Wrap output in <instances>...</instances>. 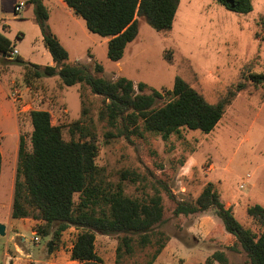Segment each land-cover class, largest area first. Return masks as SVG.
Instances as JSON below:
<instances>
[{
	"label": "rangeland",
	"instance_id": "374dc122",
	"mask_svg": "<svg viewBox=\"0 0 264 264\" xmlns=\"http://www.w3.org/2000/svg\"><path fill=\"white\" fill-rule=\"evenodd\" d=\"M251 1L252 10L240 13L225 8L217 0H180L173 29L168 33L155 30L144 18H139V34L118 61L107 55V38L89 31L85 20L70 12L64 0H44V3L49 9L48 29L67 48L70 63L85 65L93 73L100 63L104 68L101 76L113 80L124 76L135 84L145 82L147 92L172 88L176 77H181L213 103L241 77L264 70V0ZM14 3L15 0H0V18L9 26V30L3 26L8 30L5 35L19 49L24 61H18V55L1 60L0 78L22 91L28 107L18 123L14 102L0 85V222L9 228L6 235L0 236V264L8 257L7 249L13 254L15 245L22 247L24 254H30L31 259L43 260L48 254L47 243L52 240L50 235L35 231L42 222L31 228L29 223L11 216L20 137L31 147L29 113L34 109L48 110L53 123L63 128L64 137L69 140L70 125L82 117L85 100L81 96L86 97L88 120L93 121L92 125L87 124L98 138L97 163L104 183L113 186L121 183L125 193L133 197L156 192L163 196L165 217L160 229L170 241L153 264H205L216 251L225 252L228 258L225 264H250L237 239L225 237L226 229L219 223L220 220L224 226L223 221L214 210L189 215H176L174 210L176 199L194 201L212 182L221 200L232 204L239 221L257 231L244 205L254 202L264 206V192H255L253 188L256 183V191L264 190L260 181L264 174V109L254 118L264 100V85L255 86L247 80V89L209 133L182 128L168 138L145 131L142 135L120 134L117 127L109 125L107 115L100 118L102 97L85 84L65 86L58 75H34L30 64L53 65L52 56L38 38L33 22L23 17L33 6L15 15ZM90 54L92 58L88 59ZM165 101L163 97L156 103ZM117 126L123 128L121 119L117 120ZM249 133L255 138L247 143L245 137ZM247 173L252 177L241 188ZM75 200L78 201V194ZM206 213L215 215V219L205 217L206 221L201 222L199 218ZM203 228L213 231L205 235ZM77 234L75 230H66L55 245L61 252L59 257H64L62 264H72L69 249ZM35 235L39 237L38 244L33 241ZM118 243L116 235L96 233L100 264H115Z\"/></svg>",
	"mask_w": 264,
	"mask_h": 264
},
{
	"label": "trees",
	"instance_id": "16d2710c",
	"mask_svg": "<svg viewBox=\"0 0 264 264\" xmlns=\"http://www.w3.org/2000/svg\"><path fill=\"white\" fill-rule=\"evenodd\" d=\"M225 8L247 13L251 0H217ZM41 29L45 48L54 65L34 67V75H58L63 85L85 84L92 93L102 97L104 107L100 118L108 117L109 125L120 134L143 131L168 138L182 128L211 132L238 95L247 89V80L255 86L264 85V70L250 72L228 86L216 102L205 96L185 79L176 77L172 88L147 92L145 82L119 76L108 79L100 74L103 65L96 64V73L85 65L69 62V53L58 36L47 26L49 9L43 0H29ZM73 13L85 20L89 31L108 39L107 55L111 60L123 58L127 45L139 34V18L155 30L168 33L173 29L180 0H64ZM14 48L12 41L0 32V61ZM6 54V56H4ZM18 61L23 60L20 57ZM245 78V79H244ZM82 117L70 125L71 138L64 137L63 128L53 123L45 109L31 110V147L20 137L14 183L11 216L42 222L35 229L40 235H50L55 246L62 233L70 227L79 229L71 257L86 264H100L102 258L95 248L96 233L116 235L118 246L115 264H153L170 238L160 229L165 217L163 196H129L121 183L106 184L97 163L98 138L89 127L86 97ZM166 101L157 104V99ZM121 119L123 128L117 126ZM89 125H88V124ZM76 133L79 135L76 136ZM115 136V135H112ZM2 154L0 151V173ZM127 174H123L125 177ZM126 178V177H125ZM124 178V179H125ZM135 179H133L134 181ZM78 194V201L75 195ZM174 199L175 196H171ZM176 215L199 214L214 210L226 231L235 236L249 257L250 264H264V206L253 203L247 215L257 231L246 227L226 207L214 184L209 182L194 201L177 200ZM227 263L223 251L209 256L205 264Z\"/></svg>",
	"mask_w": 264,
	"mask_h": 264
},
{
	"label": "crops",
	"instance_id": "0c3cea01",
	"mask_svg": "<svg viewBox=\"0 0 264 264\" xmlns=\"http://www.w3.org/2000/svg\"><path fill=\"white\" fill-rule=\"evenodd\" d=\"M17 1H19V0H15V3H14V5L17 3ZM43 2H44V0H43ZM45 4V3H44ZM29 5H32L30 2H29V0L27 1V3H26V5L24 6V10L29 6ZM33 6V5H32ZM68 9H69V11L70 12H72L73 13V11H72V9L70 8V7H68ZM13 11H14V6H13ZM14 14H15V12H14ZM15 15H17V14H15ZM15 17V16H14ZM24 18H28L29 20H31L32 22H33V25H34V27H35V29H37V35H38V38L40 39V41L42 42V44H43V40H42V33H41V29H40V27H39V24L37 23V19H36V17H35V13H34V10H33V8H32V10H29V12H28V10H27V15H25V16H23ZM22 17V18H23ZM3 18H0V32H2V33H4L5 34V32L6 31H8L9 30V26L6 24V23H3ZM3 26H5V27H7L8 28V30L7 29H4L3 28ZM56 34V33H55ZM57 35V34H56ZM58 36V35H57ZM9 38V37H8ZM59 38V37H58ZM60 39V38H59ZM108 40V39H107ZM61 41V40H60ZM61 43H62V41H61ZM63 44V43H62ZM44 45V44H43ZM64 45V44H63ZM65 46V45H64ZM45 47V46H44ZM15 48H17L16 47V45H15ZM66 48V47H65ZM46 49V48H45ZM67 49V48H66ZM17 50L19 51V49L17 48ZM47 50V49H46ZM46 50H43V52L42 53H45V51ZM18 56L20 57V51H19V54H18ZM92 58V55L90 54L89 55V57H88V59L89 58ZM23 61H24V59L22 58V57H20ZM52 60V62H53V65L55 64L54 63V61H53V58H51ZM31 64H37V65H41V66H45V65H42V64H39V63H36V62H34V63H31ZM55 76V75H54ZM0 85H2L3 87H4V89L6 90V92H7V94H8V97H9V92L13 89V88H15V87H10L11 85H10V83H8V82H3V80L0 78ZM10 98V97H9ZM11 99V98H10ZM25 95L23 94V101H24V103H26L25 102ZM12 100V99H11ZM13 101V100H12ZM14 102V101H13ZM234 104V103H233ZM232 104V105H233ZM231 105V106H232ZM230 106V107H231ZM264 109V100L261 102V104H260V106H259V108L256 110L257 111V113L255 114V119L256 118H258L259 116H260V114H261V112H262V110ZM23 111H25L24 110V108L22 109L21 108V106L19 105V104H17V103H15L14 102V113H15V116H16V118H17V121H18V123H20L19 121H20V117H21V113H23ZM254 119V120H255ZM253 128V127H252ZM251 128V129H252ZM250 132H251V130H250ZM257 132V131H256ZM253 133V132H252ZM252 133H249V134H247V136L245 137V141H247V143H249V142H252L253 140H254V138L255 137H253L252 136V138L250 137V135L252 134ZM256 133H254L253 135H255ZM256 136V135H255ZM213 168V166L212 165H210L209 166V169L211 170ZM209 170V171H210ZM252 177V175L250 174V173H247L243 178V180H242V183L243 182H245L244 183V186L243 187H245V185H246V182H247V179H250ZM263 178L260 180L261 181V183H264V174H263V176H262ZM212 183V182H211ZM242 183L240 184V187H241V185H242ZM214 184V183H213ZM257 185L258 184H256V183H253V188L255 189V192H264V190H260V191H256V189H257ZM214 186H215V184H214ZM243 187H241V188H243ZM215 188H216V186H215ZM220 195V194H219ZM220 199H221V197H220ZM222 201V200H221ZM223 202V201H222ZM224 204H225V206L226 207H229V208H231L232 210H233V208H232V204L228 201V202H223ZM254 203V202H253ZM252 202H247V203H245V205H244V208H245V210H247V207H248V205H250V204H253ZM210 211V210H209ZM234 212V211H233ZM235 214V213H234ZM236 216V215H235ZM205 217H213L214 219H215V215H212V214H208V213H206V214H204V215H202L199 219L201 220V222H205L206 221V219H205ZM219 218V217H218ZM217 218V219H218ZM18 219H20L22 222H27V223H29V226L32 228V225H35L36 223H41V222H39V221H36V220H34V219H31V218H18ZM220 219V218H219ZM219 223H220V225H221V227L225 230V228H224V226H222V224H221V222H220V220H219ZM203 226V225H202ZM9 228L6 226V234H7V230H8ZM16 230H18V229H16ZM15 230V231H16ZM73 230H75L77 233L79 232V229H77V228H75V227H70L69 229H67V231H73ZM188 231L189 232H193L194 230L193 229H188ZM203 231L205 232L204 234L205 235H208V234H211L212 233V228H203ZM32 233H35L34 232V230L32 229ZM225 237H227V238H229V239H235V236L234 235H232L231 233H229V232H227L226 231V235H225ZM24 240V239H23ZM170 241V240H169ZM73 244H74V242L71 244V246H70V249H69V253L71 254V252H72V247H73ZM168 244V243H167ZM167 246V245H166ZM165 249V248H164ZM13 251V254L12 255H10L8 252H9V250L7 249V255H8V257L7 258H5V260H4V262H3V264H62V262L64 261V257H62V255H61V257H59V255L61 254V252L60 251H57V249L55 248V246L53 245V253H52V255H50L49 253L46 255V257H45V259H43V260H34V259H31L30 258V254H24V252H23V250H22V247H20V246H18V245H15V248L12 250ZM163 252V251H162ZM71 262H72V264H82V263H84V262H81V261H78V260H73V259H71Z\"/></svg>",
	"mask_w": 264,
	"mask_h": 264
},
{
	"label": "built area",
	"instance_id": "2783aa9c",
	"mask_svg": "<svg viewBox=\"0 0 264 264\" xmlns=\"http://www.w3.org/2000/svg\"><path fill=\"white\" fill-rule=\"evenodd\" d=\"M28 0H19L17 1V3L14 5V12L15 14H18L23 8L24 6L26 5ZM19 54V51L17 50V48H13L11 51H10V56H16ZM9 97L17 104H19L21 106V108L24 110L27 109L28 107V104L27 103H24L23 101V93L22 91L15 87L13 88L10 92H9ZM244 183H242L241 187L244 186ZM33 241L38 244L39 243V237L37 235L34 236L33 238Z\"/></svg>",
	"mask_w": 264,
	"mask_h": 264
},
{
	"label": "water",
	"instance_id": "95a60500",
	"mask_svg": "<svg viewBox=\"0 0 264 264\" xmlns=\"http://www.w3.org/2000/svg\"><path fill=\"white\" fill-rule=\"evenodd\" d=\"M4 56H6V54H4ZM7 57H10V55L8 54ZM4 235H6V225L0 222V236H4ZM47 247H48V253L51 254L53 252V240H50L47 243Z\"/></svg>",
	"mask_w": 264,
	"mask_h": 264
}]
</instances>
